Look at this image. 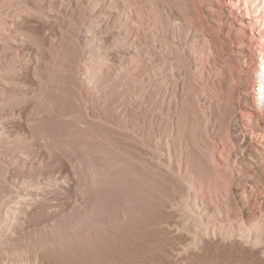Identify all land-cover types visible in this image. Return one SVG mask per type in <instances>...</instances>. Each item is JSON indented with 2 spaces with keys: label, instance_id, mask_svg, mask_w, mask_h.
I'll list each match as a JSON object with an SVG mask.
<instances>
[{
  "label": "bare ground",
  "instance_id": "bare-ground-1",
  "mask_svg": "<svg viewBox=\"0 0 264 264\" xmlns=\"http://www.w3.org/2000/svg\"><path fill=\"white\" fill-rule=\"evenodd\" d=\"M62 1L0 0V264H264V0Z\"/></svg>",
  "mask_w": 264,
  "mask_h": 264
},
{
  "label": "rangeland",
  "instance_id": "rangeland-1",
  "mask_svg": "<svg viewBox=\"0 0 264 264\" xmlns=\"http://www.w3.org/2000/svg\"><path fill=\"white\" fill-rule=\"evenodd\" d=\"M81 1V4H82V6L84 7L83 8V10L81 11V13H82V15L84 16V18H86L87 20H91V17L89 16V12L92 10L91 9V7H89L86 3H85V0H80ZM91 2H92V6L94 5V1L93 0H90ZM63 2V9H67L68 8V4H69V2H70V0H63L62 1ZM229 9V8H228ZM226 10H227V8H226ZM68 18H70L71 19V17H68ZM93 20H95V19H93ZM68 40H66L65 39V42L68 44V42H67ZM65 43V44H66ZM66 44V47H65V49L66 50H69L68 49V45ZM57 56L58 57H60V55H58L57 54ZM62 60L63 61H66V59L65 58H62ZM104 92V91H103ZM100 93H102V92H100ZM110 96V97H109ZM107 98L105 97V101H106V103L109 105V106H112V108H117L118 107V104H115V102L113 101L114 100V97L112 96V95H109ZM112 101V102H111ZM114 104V105H113ZM115 106V107H114ZM131 106V108H137V107H135L134 105H130ZM133 264H144L143 262H134ZM154 264V263H153ZM155 264H157V263H155Z\"/></svg>",
  "mask_w": 264,
  "mask_h": 264
}]
</instances>
